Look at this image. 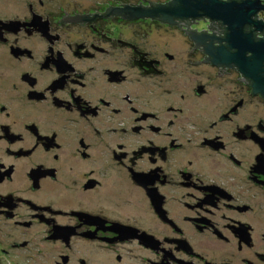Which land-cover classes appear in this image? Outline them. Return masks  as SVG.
<instances>
[{"label":"flooded vegetation","instance_id":"1","mask_svg":"<svg viewBox=\"0 0 264 264\" xmlns=\"http://www.w3.org/2000/svg\"><path fill=\"white\" fill-rule=\"evenodd\" d=\"M181 6L0 0V264H264V11Z\"/></svg>","mask_w":264,"mask_h":264},{"label":"water","instance_id":"2","mask_svg":"<svg viewBox=\"0 0 264 264\" xmlns=\"http://www.w3.org/2000/svg\"><path fill=\"white\" fill-rule=\"evenodd\" d=\"M181 11L187 16L206 15L212 19L223 21L227 25V31L232 34H246L251 36V32L244 33L243 25L251 23V17L259 10L264 11V0H230L221 2L218 0H194V5L188 0H181ZM258 47V46H257ZM259 48V47H258ZM262 47L261 49H263ZM252 78V77H251Z\"/></svg>","mask_w":264,"mask_h":264}]
</instances>
